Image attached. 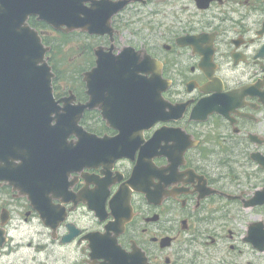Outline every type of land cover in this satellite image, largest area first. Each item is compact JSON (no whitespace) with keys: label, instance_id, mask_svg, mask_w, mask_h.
<instances>
[{"label":"flooded vegetation","instance_id":"obj_1","mask_svg":"<svg viewBox=\"0 0 264 264\" xmlns=\"http://www.w3.org/2000/svg\"><path fill=\"white\" fill-rule=\"evenodd\" d=\"M182 1L183 19L128 44L159 63L162 84L151 79L149 93L164 86L174 111L167 106L171 119L141 131L129 127L125 156L96 139H115L142 114V72L131 67L128 84L112 87L106 111L123 119L120 128L98 105L64 128L62 115H78L90 99L83 72L95 66L94 51L76 48L73 65L65 62L63 50L46 51L51 29L28 16L53 72L51 94L45 68L31 81L25 44L0 61V264H255L247 237L251 223H264V204L249 203L264 188L253 159L264 157V0ZM116 29L113 54L126 45ZM16 35L25 42V31ZM216 91L220 102L235 94L220 107L228 115L197 119L196 103Z\"/></svg>","mask_w":264,"mask_h":264},{"label":"water","instance_id":"obj_2","mask_svg":"<svg viewBox=\"0 0 264 264\" xmlns=\"http://www.w3.org/2000/svg\"><path fill=\"white\" fill-rule=\"evenodd\" d=\"M131 0H0V16L9 17L13 23H17L18 20H25L28 14H38L39 19L46 21L56 30H61L65 33L74 30L87 31L90 34H112L111 28V17L113 14L122 9ZM15 16V21L13 20ZM2 23L5 26H2ZM7 21L0 18V31L7 29ZM28 30V26L26 27ZM26 30L28 38L25 39L27 45L36 49L38 46V38L34 31ZM2 42L0 43V45ZM12 45L18 46L16 55L22 52L23 48L20 47L21 42H19L18 37L15 36V40L11 42ZM6 45V44H5ZM5 48V46L3 47ZM31 48V50H32ZM131 51L129 47H125L121 53L115 56V58L110 57L109 53H104L102 47L95 49L96 55V67L91 71L84 73V80L87 85V92L90 94V100L86 105L79 107L80 113L85 107H92L95 105H100L105 111L107 108L108 100L115 99V91L112 89L113 85L122 86L127 83L129 77L127 73V66L135 61L140 62L138 57L127 54ZM12 54V48L10 50ZM133 52V53H132ZM31 60L30 65L32 71L30 74L31 81L35 79V76H39V70L41 67L45 68L49 74V68L45 64L39 65V62L43 60L33 61ZM145 69V66H144ZM6 82H12L8 80ZM49 81L47 83V86ZM144 88V87H143ZM101 90V91H100ZM161 88L159 90V93ZM106 93V94H104ZM143 98L148 101L150 94L148 89L142 90ZM160 97V96H159ZM161 100V98H160ZM104 104L102 105V103ZM161 102V101H160ZM162 103V102H161ZM145 108V105L143 106ZM208 108L205 110H210ZM164 108H160L158 113L161 115ZM104 114V111H103ZM104 116L107 117V114ZM108 117H112V114H108ZM76 120L70 121L65 119L63 125L75 124ZM125 124H128L125 122ZM124 150V147H120ZM255 160L264 168V158L256 157ZM137 167V166H136ZM264 203V189L256 192L254 198L249 203ZM264 225L262 223H256L250 226L248 231L247 239L253 243V245L259 249L264 250Z\"/></svg>","mask_w":264,"mask_h":264},{"label":"rangeland","instance_id":"obj_3","mask_svg":"<svg viewBox=\"0 0 264 264\" xmlns=\"http://www.w3.org/2000/svg\"><path fill=\"white\" fill-rule=\"evenodd\" d=\"M151 3L145 7H143L142 10L134 9L135 7H131L132 10L129 11L127 14V19H123L122 24L124 25L125 30V42L131 43V44H140V41H145L149 39L147 32L152 30V23L148 19L146 14L157 12L158 10L163 9V3L162 1L166 0H150ZM177 0H175L174 4H176ZM178 7V6H177ZM176 9V8H175ZM174 9V10H175ZM181 10V9H179ZM182 11V10H181ZM179 15V13H176ZM169 18V17H168ZM154 22V19H153ZM149 28V30H148ZM135 32H139V36H134ZM55 43L57 44L59 50H63V58L65 62L72 63L71 60L74 56V51L78 46L86 47V38L78 35H69L67 38L57 37L52 38ZM68 46H71V49H69ZM253 217V216H250ZM253 260L255 264H264V252H261L259 254H255L253 256Z\"/></svg>","mask_w":264,"mask_h":264},{"label":"trees","instance_id":"obj_4","mask_svg":"<svg viewBox=\"0 0 264 264\" xmlns=\"http://www.w3.org/2000/svg\"><path fill=\"white\" fill-rule=\"evenodd\" d=\"M62 36L67 37V35H62Z\"/></svg>","mask_w":264,"mask_h":264}]
</instances>
